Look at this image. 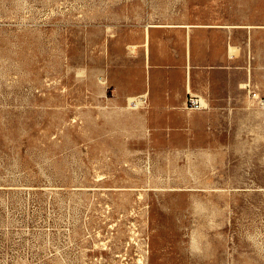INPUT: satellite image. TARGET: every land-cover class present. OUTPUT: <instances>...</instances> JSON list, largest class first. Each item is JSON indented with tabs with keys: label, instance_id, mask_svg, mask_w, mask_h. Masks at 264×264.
I'll list each match as a JSON object with an SVG mask.
<instances>
[{
	"label": "rangeland",
	"instance_id": "1",
	"mask_svg": "<svg viewBox=\"0 0 264 264\" xmlns=\"http://www.w3.org/2000/svg\"><path fill=\"white\" fill-rule=\"evenodd\" d=\"M153 25L236 41L235 112L116 102ZM0 264H264V0H0Z\"/></svg>",
	"mask_w": 264,
	"mask_h": 264
},
{
	"label": "crops",
	"instance_id": "2",
	"mask_svg": "<svg viewBox=\"0 0 264 264\" xmlns=\"http://www.w3.org/2000/svg\"><path fill=\"white\" fill-rule=\"evenodd\" d=\"M222 32L210 26L177 25H153L149 30L137 31L132 38L136 49L121 51L113 75H109L108 67L105 70L106 79L110 78V85L116 89L115 97L121 99L116 102H129L130 97L144 94L150 106L155 107L151 113L179 114L194 111L188 105V96L197 94L206 103L200 111L195 110L202 115L215 108L235 112L236 105L228 107L226 103L235 100L232 93L236 90V61L229 60V47L236 41ZM231 58L235 60L236 54ZM240 68L243 73L249 71L246 65Z\"/></svg>",
	"mask_w": 264,
	"mask_h": 264
},
{
	"label": "built area",
	"instance_id": "3",
	"mask_svg": "<svg viewBox=\"0 0 264 264\" xmlns=\"http://www.w3.org/2000/svg\"><path fill=\"white\" fill-rule=\"evenodd\" d=\"M188 105L192 109H202L206 106V103L204 102V99L198 95H190L188 97Z\"/></svg>",
	"mask_w": 264,
	"mask_h": 264
},
{
	"label": "bare ground",
	"instance_id": "4",
	"mask_svg": "<svg viewBox=\"0 0 264 264\" xmlns=\"http://www.w3.org/2000/svg\"><path fill=\"white\" fill-rule=\"evenodd\" d=\"M136 102V101H135ZM205 102V101H204ZM135 105H137V103H135Z\"/></svg>",
	"mask_w": 264,
	"mask_h": 264
}]
</instances>
